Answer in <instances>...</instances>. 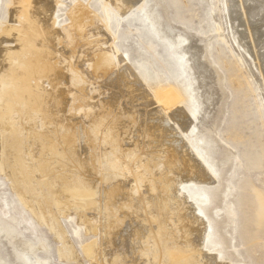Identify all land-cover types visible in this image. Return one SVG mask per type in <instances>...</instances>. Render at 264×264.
<instances>
[{"label":"rangeland","instance_id":"obj_1","mask_svg":"<svg viewBox=\"0 0 264 264\" xmlns=\"http://www.w3.org/2000/svg\"><path fill=\"white\" fill-rule=\"evenodd\" d=\"M58 1L54 19L44 25L55 36L52 53L47 57L49 64L64 74L65 80H53L55 86L50 78L37 82L45 92L59 89L56 93L65 95L66 105L63 111L54 112V121L47 125L46 120L38 118L39 122L35 118L30 124L22 123L24 115L14 106L11 119L15 124L2 121L15 128L0 130V264H29L18 253L19 249L14 248L11 239L34 246L36 258L46 259L48 264H112V261L114 264H156L152 249L158 245L155 240L146 242L145 236L140 234L133 239L128 237L133 247L121 246L119 238L117 244L101 243L105 227L100 228L99 206L117 225L123 219V212L132 213L134 209L129 199L138 197L132 179H145L146 183L140 181L139 190L147 197L152 184L159 187L166 182V177L168 181L177 175L162 162L164 154L172 151L167 142L160 144L153 138H144V144L149 146L143 161L139 162L132 155L139 153L134 148L142 145L137 133L138 122L134 123L139 120V116L134 119L135 110L142 106L137 105V101L130 102V88L133 91L132 87L137 86L174 125L195 158L200 160L197 155L200 154L202 160L205 158L215 169L214 186L207 200L192 198L195 203L198 200L201 207L196 215L209 227L197 252L179 239L175 219L169 217L158 220V225L153 224L163 232L170 249L164 254L163 264H197L195 258L205 261L210 253L217 255L216 250L220 251L217 257L222 258L218 260L222 264H264V73L260 72H264V68L257 67V56L247 38L248 48L240 45L239 34L230 25L226 0H143L142 7L129 11L121 0ZM14 3L15 0H0V42L2 47L16 50L26 40L21 23L10 15ZM105 4L108 14L103 7ZM235 10L239 14L237 7ZM71 13L83 23L82 27L72 25ZM255 17L249 22V30L255 31L258 43L264 46V8ZM237 19L240 22L235 20L234 23L238 24L239 32L247 35L244 18ZM100 55L110 56L107 68H96ZM32 58V54H24L21 59L11 56L10 68L30 62ZM122 69L125 70L124 80L128 82L118 87L109 85L110 79L115 83ZM18 80H2L0 76V92L3 89H7L8 94L11 90L17 92L21 83ZM112 92L119 95L112 98L115 103L111 99ZM4 103L0 100V116ZM197 113L200 118L196 117ZM34 122L36 132L44 128L50 132L57 146L55 150L51 148V152L63 156L56 158L59 163L48 162L51 169L36 170L43 160L26 141L30 136L28 127ZM96 128L95 135L93 129ZM9 134L14 143L20 141L17 149L20 147L22 153L18 165L13 164L15 153L7 146ZM63 136L66 139H62ZM69 136L74 144L67 141ZM62 140L74 145L73 156L77 161L65 156ZM184 152L188 163L193 162L187 149H183L182 154ZM113 154L121 160L133 158L138 163L132 169L133 174L125 168L113 177L114 171L108 172L105 164V158ZM143 155L144 152L138 155L139 160ZM49 156L44 155L46 160ZM81 161L86 163L90 175L84 171L85 163ZM30 169L38 172L33 175V181H28L30 185L27 184V192H24L20 178ZM63 182L66 200L73 206L67 211H62L53 198ZM169 188L167 195L175 207V202L183 209L188 204L193 205L188 194L182 192L172 197L174 188L173 191ZM116 189L122 196L118 193L111 198L115 203L106 206L103 196ZM136 236L144 242H139ZM40 238L45 242L44 248L36 246ZM206 248L213 250L209 252Z\"/></svg>","mask_w":264,"mask_h":264},{"label":"bare ground","instance_id":"obj_2","mask_svg":"<svg viewBox=\"0 0 264 264\" xmlns=\"http://www.w3.org/2000/svg\"><path fill=\"white\" fill-rule=\"evenodd\" d=\"M121 1L124 2L126 10L128 9V11H129L133 7H136V8L142 7V1L143 0H121ZM236 1H238V0H236ZM236 1L235 0H226V9H227L226 11L229 15L230 25H232V27L235 29V31L239 34L238 36L240 38V45L248 48V44H246L245 38H247L249 40V42L251 44V48L253 49L252 51L254 52V55L257 56L256 57L257 58L256 60L258 62L257 67L261 70L264 68V50H262V48L264 46L262 44L258 43L257 36L254 34L255 31L252 32L249 30V27H250L249 22L251 21V19L253 20L255 16H259L262 13V9L264 8V0H239V2H236ZM247 4L250 5V8H248V9L245 8V5H247ZM58 5H59L58 0H15L13 8L10 10L11 17L13 15V18H15L18 22L21 23L20 25H21L22 29L24 30V33H25L24 37H25L26 43L22 47H19V49L14 50L11 48L2 47V43L0 42V76H1V79L7 80V79L11 78V80H12L14 78H19V80L21 81L20 87L17 90V92H14L11 90L12 93L8 94L7 89H3L0 92V100L1 101L3 100V102H5L3 104V107L1 106L2 107L1 108V116H0V130L1 131L2 130H8L13 125V123L15 121V120L11 119L13 106L17 108V110L20 112V114L22 113L24 115L22 123H24V124L26 123V125L30 124L31 120L33 122V120L35 118L36 119L38 118L41 120H46V122L44 121L45 124L47 122L49 124L52 121H54L53 120L54 112L57 113L59 111L64 110V107L66 105L65 95L64 94L62 95L59 91L57 94L56 92L59 89H56V92H50V91L45 92L42 90L43 86H41V84H39V82H37L38 80L43 79V78H46V79L50 78L51 81L59 80V82L65 80L64 74L58 72L54 67H52L49 64V59L47 58L52 53V48H53L52 41L54 40L55 36L50 33V30L48 29V27H46V25H44V23L46 24L48 21L51 22L54 19ZM103 7L106 10V14H108L107 13L108 12L107 4H105ZM235 7L238 8L239 14L235 10ZM109 9H110V7H109ZM110 10L112 11V9H110ZM147 10H148V8H147ZM150 10H152V9H150ZM148 12H150V11H148ZM236 13L239 16L244 18V23L246 24V27L248 28L247 29V35L246 34L243 35L242 31H241L242 33L239 32L238 24L236 25L234 23L235 20H238L237 17H239L238 15H235ZM71 14H72L71 19H72V23H73L72 25H75L77 27H82L83 23L81 24V22H79V20L73 16V13H71ZM260 18H261V16H260ZM19 19H23V21H19ZM41 21L43 24L41 23ZM162 27H164V26L162 25ZM172 27H171V29H172ZM245 31H246V29H245ZM168 36H170V38H173L169 34H168ZM263 41H264V39H263ZM24 54H32L33 58L30 60V62L28 61V62H25L24 64H23V62H21V64L18 63L15 66H13L12 68H10L9 59L11 58V56H17L19 59H21V58H23ZM46 60H48V61H46ZM110 60H111L110 56L103 55V56L99 57L97 60V63H96V68H107L110 65ZM124 72H125V70L122 69L119 71L118 74L115 73V74H117L116 78L114 79L115 83H113L112 79H110L108 81V84L109 85L112 84L113 87H118L121 85L120 83L128 82V81L124 80L125 79L124 78V75H125ZM260 72L262 74L264 73V72H262V70ZM145 74H147V72ZM31 81L35 82L34 85H31V83H30ZM53 83H54V81H53ZM55 85L56 84L54 83V86ZM132 90L133 91H131V88H130V92L132 93L130 95L131 96L130 102L134 103V101H137V105L142 106L141 108H139L138 111L135 110L137 113V116L134 117V119H135V118H138V116H139V118H138L139 120L136 119V121H134V123L138 122L137 133L141 136L142 140H140V141H141L142 145H141V147H138V148L135 147L134 148V151L137 150L140 152L136 153V154H133L131 152L133 157L138 158L139 162H142L143 158H145L146 153L148 152L147 150H148L149 145L147 146L146 144H144V138H148V139L153 138V139H155V141H157L160 144H164V142H167L169 144V148H172L171 149L172 151H170L168 149L170 152L167 151V153L164 154V157H162L161 155L160 156L162 157V160H163L162 162H163V164H165V167L167 166L170 169V172L173 170V172H175L177 175H176V177L169 178L168 181H167V177H166V179H165L166 182L160 183L159 187L152 184L150 187V191L147 192V195H148L147 197H145L144 195H141L140 190H139V188L141 187V185L139 184V183H141L140 181H143L144 183H146L145 179L144 180L141 178L140 179H138V178L132 179L135 182V188L138 191V197L129 199V200H132L131 207L133 206L134 209L132 210V213L131 212H123L124 215H123V219L119 223L120 225L119 224H117V225L113 224L115 222L113 219H112L113 221H111V219H110L111 216H109L105 212L103 213V211H101V208L99 206L100 228L105 227V231H104L105 232L104 233V237H105L104 239L105 240L103 239L101 241V243H103L104 245L107 243H111V242L116 243L117 239L119 238V239H121L120 240L121 246H124L126 248L127 246L130 245V242H131V241L129 242V240H130L129 238L133 239L135 235L140 234V235H142L141 237L145 236L144 240L146 242L150 241V240H152V241L155 240V245H158V247L152 249V252H153L152 258L155 259L156 264H163V259H166L164 254L169 253L170 249L167 247V244H165L166 239H164L163 232H161L160 229H157V226H155V228H154L153 224L156 223L158 225V220L159 221L160 220H167V218H169V217L173 220L175 219L176 220L175 222L178 223V228H179V232H180L179 239H181V241L184 242L185 244L191 245L192 251L197 252L198 249H200L201 244L204 243L206 235L208 234L209 227L207 225H205L203 220H201L196 215L197 210L199 212H201V207L198 204L199 202H197L198 200L195 203V202H193L192 198L197 196V197L202 198L204 201L207 200L208 195H209L210 190H211V187L214 186V181L216 178L215 174H214L215 169L213 168V166H211V163H209V162H207V160H205V158H204V160H202V158L200 157V154H197L199 156L200 160L197 157L195 158L194 153L191 150H189L186 143L181 138L178 130H176V128L174 127L173 124H170L167 121L166 117L158 110L157 105L151 100V98L148 96V94L141 87H139V86H137L135 88L132 87ZM118 96H117V94H115L113 92L111 93V99L112 98L115 99ZM201 96H203V95H201ZM204 99H202V100H204ZM113 102H114V100H113ZM23 103H24V105H23ZM203 108L204 107H202V109ZM205 108H207V107H205ZM202 112H203V110H202ZM205 112H206V110H205ZM205 112H203V113H205ZM197 115H198V113H197ZM200 116L198 115L196 117L200 118ZM203 119H205V118H203ZM3 120L8 121L7 123H10L12 125L6 126L7 124L2 123ZM38 122H39V120H38ZM22 123H20V124L23 125ZM35 124L36 123L34 122V124L32 123V125H30V126L28 125L29 129L26 127L28 129L29 134H30V136L26 139V141L28 142L27 145L30 144L31 145L30 148L32 147L31 149L34 148L35 149L34 151H37V153L39 152L40 154H38V156L36 154L35 155L38 158L41 157L40 160H43V163L42 162H40L41 164L39 163L40 164V166L38 167L39 169H36V170L39 171L42 168H46V167L51 169L52 168L51 164L53 163V161H55V163L58 161V163H59V160H57L56 158L58 157V158L62 159L63 156H61L60 154H57L55 152H54L55 153L54 154L53 151L51 152V150H52L51 148L54 149V147L57 148V146L54 145L53 139L50 136V132L47 131L48 129L44 128L42 132H36V130L34 129ZM14 128L11 127V129H14ZM97 132H98L97 128H96V130L93 129V133L95 135ZM3 135H4V133H3ZM153 135H155V136H153ZM64 136L67 137L66 135H64ZM64 136L62 139H66V138H64ZM11 138L12 137L9 134V137H8L9 141L7 140L8 141L7 146L10 147V150H12L15 153L14 159H13V164L18 165V164H20V156L22 153L21 152L22 149L20 147H19V149H17V147L20 145V141L17 140L14 143V141H11ZM73 140L74 139H72V141ZM10 141H11V143H10ZM67 141H71L70 136H69ZM67 141L62 140V143L65 142V143H63L62 148H64V150H65V156H69L70 160H71V158H73V159L75 158L73 155L76 153V150H75L74 145H73L74 143L71 141L73 144L70 145L67 143ZM140 141H138V142H140ZM137 146H139V145H137ZM5 147H6V145H5ZM13 148H15V150ZM30 148H29V150H31ZM82 148H84V146ZM183 149H187L188 154H190V156L192 157L193 162H191V163L189 162L190 164L188 163V159H186L183 156V155H185V152H184V154H182ZM12 151H10V152L12 153ZM29 152H31V151H29ZM143 152H144V155L139 160L138 155L142 154ZM45 154H50V156L47 160L44 157ZM169 154H170V157L168 156ZM114 155L115 154L110 155L109 157L107 156L105 158L106 169L108 170V172H109V170L112 169L114 171L112 173V176L114 177L117 175V173L121 169L125 170V168H126V170L128 171V173L130 175L133 174L132 169L134 167H136L138 163L135 162L133 160V158H129V159H127L128 162L130 163V165H129L127 160H121L120 157L114 156ZM10 156H13V155L10 154ZM154 156H156V155H154ZM34 158H36V157H34ZM34 158L32 160H34ZM4 159H7V158H4ZM11 159H12V157H11ZM75 160L76 159H74L73 161L75 162ZM3 161L5 162V160H3ZM44 161H46V162H44ZM73 161H70V162H73ZM84 161L86 162V160H84ZM84 161H81V163L82 162L85 163ZM48 162H51V164ZM173 163L175 165H173ZM0 164H2L1 161H0ZM81 165H83V164H81ZM83 166L82 167H83L84 171L87 173V175H90L91 174L90 171L87 169V167H85L86 163ZM31 169L26 170L27 172H26L25 176L24 177L22 176L20 178L21 187L23 188L24 192L25 191L27 192V189H26L27 184L30 185L28 181L29 180L33 181V179H35L33 175L36 174V172H38V171L35 172V170H31ZM107 175H109V173ZM122 182H124V181H122ZM172 187L174 188V192L176 194L174 192L173 193L171 192V191H173ZM178 187H179V189H178ZM168 188L172 189L170 191L172 194H174V195H172V197H174L175 195H177L179 193L181 195L182 192H185L186 194H188V199L192 200L193 205L188 204L185 207V209H183V208H179V206H178L179 203L175 202L174 203V204H176V207H175L171 203L172 198L169 197L170 195H167ZM117 189H116V192L107 193V195L103 196V198H104L103 202L106 204V206H108L109 204L115 203L113 201L114 199H111V198L118 196L117 195L118 193L121 194L119 196H122V192H120V190H117ZM90 190H93L92 187L90 188ZM60 194L62 195L61 198H59ZM91 194H94V190L91 191ZM88 195L90 196V191H89ZM53 198L55 199V203H57V205H59V208H61L62 211H67L68 209L73 207L66 200L67 191H66V185L64 182L62 183V185L59 188H57L55 190V193H53ZM177 201H178V199H177ZM100 202L101 201L99 200V203ZM201 202H203V201H201ZM94 204L95 203H92L93 206H94ZM91 208H92V206H91ZM94 208L95 207H93V209ZM188 216H189V218H188ZM102 219L104 221H102ZM114 226H116V228ZM111 229L112 230L114 229L115 231L114 230L111 231ZM138 229H140V231H138ZM153 229H155V230H153ZM139 237L136 236L138 241L141 240V239H139ZM40 240H41V242L39 244H37L36 246H37V248L38 247L44 248L45 242L41 238H40ZM144 240H141V241L144 242ZM10 242L13 244L14 248L19 249L18 253H20L29 264H48L46 259L36 258V254L34 252L36 248H34V246L29 244L28 242L23 241V240L20 241L17 239H11ZM132 244L130 246H132ZM212 245H213V248H216L215 242H213ZM206 249H208V248H206ZM86 250L88 253H90V254L92 253L90 251V248H87ZM209 250H213V249L209 248L207 251H209ZM209 252H211V251H209ZM214 252L217 255L220 253V251H217V250ZM217 255L214 256L210 253L209 256L205 257V258H207V259H205V261H202L199 257H197V259L195 258V262L197 264L200 261L203 262V264H222L220 261H218L220 259L222 260V258L220 257V259H219V257H217ZM168 256H171L172 259L174 258V256L172 254H169ZM116 259H118V257H116ZM116 259L115 260L112 259V260H114V262L118 261L117 263H119L120 260H116ZM112 264H114L113 261H112Z\"/></svg>","mask_w":264,"mask_h":264}]
</instances>
